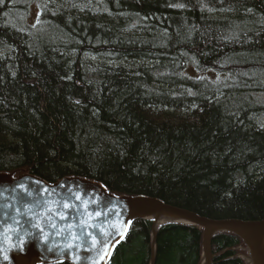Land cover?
<instances>
[{"label":"trees","instance_id":"trees-1","mask_svg":"<svg viewBox=\"0 0 264 264\" xmlns=\"http://www.w3.org/2000/svg\"><path fill=\"white\" fill-rule=\"evenodd\" d=\"M34 1L0 0V173L264 219V0H39L30 25ZM152 224L108 264H149ZM155 240L153 264H199L198 226ZM239 246L216 234L211 264H246Z\"/></svg>","mask_w":264,"mask_h":264},{"label":"water","instance_id":"water-1","mask_svg":"<svg viewBox=\"0 0 264 264\" xmlns=\"http://www.w3.org/2000/svg\"><path fill=\"white\" fill-rule=\"evenodd\" d=\"M23 184L28 190L48 189L42 196L34 192L36 198L51 201L48 205L53 212H63L66 218L60 220L58 215L45 213L40 218L41 226L48 234L47 239H43V234L39 229L32 228L29 220L35 222L31 212H27L24 205L32 206L33 197L27 196L21 191L19 185ZM72 189V195L68 193ZM55 192L49 195V192ZM79 194L80 199L75 198ZM64 198L75 205V208L65 209L63 207ZM86 205V208H85ZM7 206V207H6ZM19 208L20 214L16 209ZM42 211L40 208H33L37 215ZM92 213L89 220L85 212ZM100 212V216L95 213ZM52 216V221L56 228L49 227L47 216ZM8 216H16L20 220L19 225H13L17 231L7 233L9 239H5L4 228L6 224H11ZM81 218L94 225L88 229L98 241L105 239L104 232L109 233L108 256L101 261L99 253L92 248V240L84 233L81 225ZM138 218H153L154 224L167 221H184L197 224L203 227V264H211L212 252L211 241L214 235L219 232H231L237 235L247 246L249 252V264H264V219L258 221L243 220H211L200 217L194 213L187 212L175 207L168 206L162 201L149 198L144 195L136 196H116L109 193L107 188L101 183L81 177H66L62 180L50 184L39 177L31 174H24L14 177L11 173H0V264H54L59 262H69L71 264H106L115 249V246L123 240L130 223ZM73 224L72 232L81 239L71 241L73 245L80 244L77 250L75 247L68 249L65 246L70 242L69 232H59L60 227ZM156 229L154 230L155 233ZM25 232L29 234L25 235ZM24 240V250L20 251L16 246L20 240ZM102 246L98 243L97 248ZM51 249V250H49ZM7 255L8 260L3 257ZM80 259L77 260L76 257ZM154 263V255L152 262Z\"/></svg>","mask_w":264,"mask_h":264},{"label":"snow or ice","instance_id":"snow-or-ice-1","mask_svg":"<svg viewBox=\"0 0 264 264\" xmlns=\"http://www.w3.org/2000/svg\"><path fill=\"white\" fill-rule=\"evenodd\" d=\"M178 7H181L182 5H177ZM19 188L21 189L22 192H24L27 196L29 197H33V204L32 206H29L27 204L24 205L25 209L27 212H31L33 217L35 218V222H31V220H29V223L31 225L32 228L35 229H39V232L41 234H43V239H47L48 234L44 231V228L41 226V222H40V218L44 217L45 213H52L53 215H58L60 220H64L66 218L65 213L63 212H53V209L48 206L51 201H46V200H41L36 198V196H34V192H37L39 196H42L44 194V192H48V189H43V190H37V189H33V190H28L25 188V186L23 184L19 185ZM55 192V190H52V192H49V195H52ZM68 193L70 195H72V189H68ZM75 198L77 200L80 199L79 194H75ZM7 207V206H6ZM40 208L42 209V211L39 213V215H37L35 212H33V208ZM63 207L65 209H69V208H75V205H72L68 202L67 198H64V203H63ZM86 208V205H85ZM17 214H20V210L19 208L16 209ZM85 214L88 216V219L91 220L93 214L92 213H88L87 211L85 212ZM96 216H100L101 213L97 212L95 213ZM8 219L11 220V224H6L5 228H4V234H5V239H9V237L7 236V233L9 232H14L17 231V229L15 227H13V225H19L20 224V220H18L16 218V216H8ZM46 219L49 221V227L51 228H56L57 225L55 224V222L52 221V216L49 215L46 217ZM81 225L84 227V233L91 238L92 240V248L96 249L99 253V259L101 261H103L104 259L107 258L108 256V251H109V246H108V239H109V233L104 232L102 235L105 237V239L98 241L97 238L92 234V232L88 231V229L93 228L94 225L91 223H88V221L84 220L83 218H81ZM74 227L73 224H68L66 226H62L60 227L59 231L57 234H59V232H63L65 231V228L67 229V231L69 232V236H70V242L65 246L68 249H72L73 247H75L77 250L80 248V244H76L73 245L71 243V241H75L78 239H81V237L77 236L75 233L72 232V228ZM29 234L28 232H25V235ZM24 240L21 239L19 245H17L16 247L20 250L23 251L24 248ZM100 244L102 247L101 248H97V244ZM51 250V249H49ZM5 260H8V256L5 255L3 257ZM77 260L80 259L79 256L76 257ZM93 264H96V261H93Z\"/></svg>","mask_w":264,"mask_h":264},{"label":"rangeland","instance_id":"rangeland-1","mask_svg":"<svg viewBox=\"0 0 264 264\" xmlns=\"http://www.w3.org/2000/svg\"><path fill=\"white\" fill-rule=\"evenodd\" d=\"M38 14H39V0L34 1L30 4L29 15L28 17H24V20L26 21V23L30 25H34L37 23Z\"/></svg>","mask_w":264,"mask_h":264}]
</instances>
